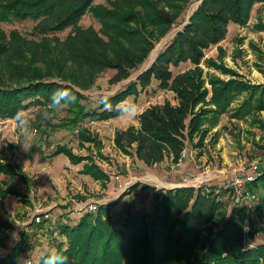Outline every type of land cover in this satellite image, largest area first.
<instances>
[{
  "label": "trees",
  "instance_id": "1",
  "mask_svg": "<svg viewBox=\"0 0 264 264\" xmlns=\"http://www.w3.org/2000/svg\"><path fill=\"white\" fill-rule=\"evenodd\" d=\"M190 1L0 0V23L35 22L31 38L17 30L7 34L0 30V120L13 119L18 110L30 106L47 107L55 89L68 87L77 101L65 107L67 118L61 128H76L87 119L107 121L119 117V102L137 97L156 80L160 90L173 94L176 104L165 100L149 106L138 115L137 126L118 130L113 137L118 151L146 167L164 160L178 165L186 140L202 148L225 114L238 121L251 117V123L264 130L257 117L264 111V87L244 82L219 57L205 58L208 49L225 39L229 24L245 26L253 6L264 0H198L152 64L110 96L111 110L100 103L87 109L82 103L86 97L81 92L91 89L104 73L113 72L107 80L111 85L129 79L170 33ZM87 14L97 29L80 25ZM255 28L264 32V23ZM66 30L65 38L56 36ZM185 63L192 67L172 73L171 68ZM204 67L230 79L206 73ZM239 97L238 107L231 108ZM77 134L79 146L89 144L99 151V142L86 129ZM89 153L76 155L57 145L50 156L63 154L70 164H82L80 173L104 186L109 178ZM18 170L0 163V175L10 179L22 176ZM263 176L264 172L258 178ZM220 194L210 186L159 189L153 194L150 213L127 214L119 226L112 215L117 203L98 205L73 225L54 226L56 236L47 240L68 258V264H264V242L245 247V239L260 232L250 211L232 203L228 212ZM6 195L22 196L20 191L0 187V196ZM245 224L250 227L247 235ZM0 228H8L2 219ZM30 247L27 238L20 236L0 264H18Z\"/></svg>",
  "mask_w": 264,
  "mask_h": 264
},
{
  "label": "rangeland",
  "instance_id": "2",
  "mask_svg": "<svg viewBox=\"0 0 264 264\" xmlns=\"http://www.w3.org/2000/svg\"><path fill=\"white\" fill-rule=\"evenodd\" d=\"M101 1L95 0L96 3ZM198 4V0L188 3L170 33L155 46L146 61L132 72L129 79L111 85L107 80L113 72L108 71L96 80L91 89L80 91L86 97L82 102L86 108H97L102 94L113 95L145 71ZM259 22L264 23V3L253 6L245 26L229 24L225 39L208 49L205 58L219 57L244 82L264 87V32H258L255 28ZM34 25L35 22L30 20L0 23V30L6 34L17 30L23 36L31 38L34 37ZM80 25H92L96 29L99 27L88 14L81 19ZM68 31L56 36L63 39ZM191 67L189 63H185L171 68V71L176 74ZM204 71L224 80L230 79L229 75H222L205 67ZM157 84L153 80L137 97L128 98L139 105V114L149 106L162 104L165 100L176 104L173 94L160 90ZM241 100V97L235 100L231 108L238 107ZM45 108L30 106L24 110L29 120V126L24 130L18 129L14 119L0 120V163L14 165L22 174L15 179L0 175V187L20 191L22 195L20 199L12 195L0 196V219L8 224V228H0V258L7 255L20 236L33 237V221L39 215L47 216L53 227L73 225L85 211H89L90 206L97 209L98 205L117 203L112 208V215L115 224L119 226L127 214L138 211L150 213L156 190L171 191L175 188L198 186L215 187L216 191H220L221 201L229 212L232 202L225 189H228L230 178L254 176L252 167L255 165L258 166V171H264V130L253 125L251 117L238 121L231 119L229 114L222 115L217 125L207 134L202 148H195L192 142L186 140L178 165L164 160L160 164L146 167L135 158L123 155L113 143L116 131L137 126L138 116L127 120L119 117L107 121L87 119L78 127L69 129L59 126L67 118L65 108L49 118L42 115ZM257 115L264 123V111ZM81 128L96 138L100 144L99 151L92 149L89 144L79 146L77 133ZM57 145L65 146L76 155L84 156L90 152L109 180L102 186L80 173L82 164H70L63 154L50 156ZM137 185L139 186L135 189ZM251 188L264 211V176L257 178ZM124 192L127 194L117 202ZM49 237L51 236L47 235L41 243L35 240L21 255L18 264H27L28 261L37 264L42 253L50 248L54 251L53 243L47 240ZM60 239L63 241V237ZM263 242L264 235L259 233L252 239L246 238L245 247H255Z\"/></svg>",
  "mask_w": 264,
  "mask_h": 264
},
{
  "label": "built area",
  "instance_id": "3",
  "mask_svg": "<svg viewBox=\"0 0 264 264\" xmlns=\"http://www.w3.org/2000/svg\"><path fill=\"white\" fill-rule=\"evenodd\" d=\"M254 176L246 175L242 176H233L229 180V197L232 203L236 206H244L251 213L252 224L264 235V211L260 205V201L256 196V193L252 190V182L255 181L264 171H258L259 168L257 165L252 167ZM96 209L95 206H90L89 211L94 212ZM33 228L31 233L33 237L27 236V242L30 245L34 244L35 240L41 243V240L46 238L47 235L53 237L56 236L55 231H51L52 225L49 222L47 216H36L33 221ZM250 227L246 224L244 226V234L247 235ZM52 232V233H51ZM48 233V234H47ZM258 235V234H257ZM27 264H35L31 261H28Z\"/></svg>",
  "mask_w": 264,
  "mask_h": 264
},
{
  "label": "clouds",
  "instance_id": "4",
  "mask_svg": "<svg viewBox=\"0 0 264 264\" xmlns=\"http://www.w3.org/2000/svg\"><path fill=\"white\" fill-rule=\"evenodd\" d=\"M77 101V97L73 94V91L68 87H59L53 91L50 96L49 103L45 108L42 115L45 118H49L60 111H62L68 105L74 104ZM99 103L105 110H111V97L108 95H101ZM116 111L120 119H135L139 114V105L132 100L125 99L116 106ZM13 119L17 123L19 130H24L29 126V120L23 109L18 110ZM38 264H68V258L59 250L53 251L51 248L40 255Z\"/></svg>",
  "mask_w": 264,
  "mask_h": 264
},
{
  "label": "crops",
  "instance_id": "5",
  "mask_svg": "<svg viewBox=\"0 0 264 264\" xmlns=\"http://www.w3.org/2000/svg\"><path fill=\"white\" fill-rule=\"evenodd\" d=\"M88 177V176H87Z\"/></svg>",
  "mask_w": 264,
  "mask_h": 264
}]
</instances>
